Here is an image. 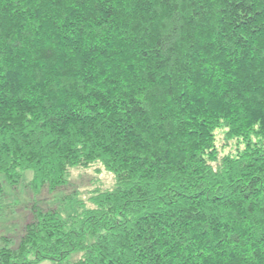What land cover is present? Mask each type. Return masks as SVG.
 I'll list each match as a JSON object with an SVG mask.
<instances>
[{"label": "trees", "instance_id": "trees-1", "mask_svg": "<svg viewBox=\"0 0 264 264\" xmlns=\"http://www.w3.org/2000/svg\"><path fill=\"white\" fill-rule=\"evenodd\" d=\"M97 163L0 264H264V0H0V200Z\"/></svg>", "mask_w": 264, "mask_h": 264}, {"label": "rangeland", "instance_id": "rangeland-1", "mask_svg": "<svg viewBox=\"0 0 264 264\" xmlns=\"http://www.w3.org/2000/svg\"><path fill=\"white\" fill-rule=\"evenodd\" d=\"M215 133L220 154L236 152V140H227L223 128L216 129ZM113 180V174L106 170L101 163H97L89 168H74L68 184L56 191L51 192L46 188L35 194L26 182H22L17 188L4 187L6 195L0 200V236L3 234L19 236L28 219V209L34 201L39 202L43 207L56 206L63 195L75 191V194L78 193L81 199L89 203L88 198L93 190L108 186L113 183ZM65 207L66 210H71L74 206L67 205ZM69 258H73V255ZM68 262L69 260L60 263L46 259L38 264H68Z\"/></svg>", "mask_w": 264, "mask_h": 264}]
</instances>
